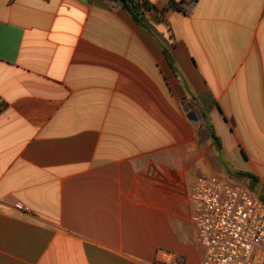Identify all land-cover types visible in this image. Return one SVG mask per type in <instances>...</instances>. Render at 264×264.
I'll use <instances>...</instances> for the list:
<instances>
[{
  "label": "crops",
  "instance_id": "obj_1",
  "mask_svg": "<svg viewBox=\"0 0 264 264\" xmlns=\"http://www.w3.org/2000/svg\"><path fill=\"white\" fill-rule=\"evenodd\" d=\"M150 1L0 0V264H201L197 178L264 199V0Z\"/></svg>",
  "mask_w": 264,
  "mask_h": 264
},
{
  "label": "built area",
  "instance_id": "obj_2",
  "mask_svg": "<svg viewBox=\"0 0 264 264\" xmlns=\"http://www.w3.org/2000/svg\"><path fill=\"white\" fill-rule=\"evenodd\" d=\"M190 198L201 264H264V201L258 195L209 176L197 178Z\"/></svg>",
  "mask_w": 264,
  "mask_h": 264
},
{
  "label": "trees",
  "instance_id": "obj_3",
  "mask_svg": "<svg viewBox=\"0 0 264 264\" xmlns=\"http://www.w3.org/2000/svg\"><path fill=\"white\" fill-rule=\"evenodd\" d=\"M107 1L117 4L118 6L125 9L137 24H139L141 27L149 31H151L152 28L150 26L151 23L148 19V16L150 14H153L154 15L153 23H158L160 21L159 17L164 19L167 11V8H159L157 5L151 3L150 0H107ZM183 4H184V0L180 1L179 3H177L175 0H172L169 7L180 11H186L182 7ZM164 53L167 59L169 60L170 64L172 65L173 69L175 70V72L179 73L175 65V61L172 58L169 51L164 48ZM211 131H212L213 139L215 140L216 143L220 145L219 137L216 135L213 129ZM243 175H245L247 178L251 180V187L254 190L257 183L260 181L259 178L252 174H243Z\"/></svg>",
  "mask_w": 264,
  "mask_h": 264
},
{
  "label": "rangeland",
  "instance_id": "obj_4",
  "mask_svg": "<svg viewBox=\"0 0 264 264\" xmlns=\"http://www.w3.org/2000/svg\"><path fill=\"white\" fill-rule=\"evenodd\" d=\"M192 102L193 101L191 100V104L188 105L187 109L189 110V112H195L196 115H197V117L199 118V116H200L201 113H200L199 109L196 108L194 102L193 103ZM205 147H207L206 144H205ZM209 158L211 159L212 163L215 166L218 167L219 171H227L228 170V169L227 170L224 169V163H220V162L218 163V161L216 159H212L210 157V155H209ZM227 175H229V178L234 179L237 182H240V183H246L247 182V184L249 183V181L247 179H244V178H241V177H239L237 175H234L232 172H227ZM248 185H250V183ZM250 189L252 191L256 192V193H259V194H260V192L261 193L264 192V187L263 186H260V185H257L254 190L252 189V187Z\"/></svg>",
  "mask_w": 264,
  "mask_h": 264
},
{
  "label": "water",
  "instance_id": "obj_5",
  "mask_svg": "<svg viewBox=\"0 0 264 264\" xmlns=\"http://www.w3.org/2000/svg\"><path fill=\"white\" fill-rule=\"evenodd\" d=\"M188 118L192 123H196L199 120L195 112H189Z\"/></svg>",
  "mask_w": 264,
  "mask_h": 264
}]
</instances>
